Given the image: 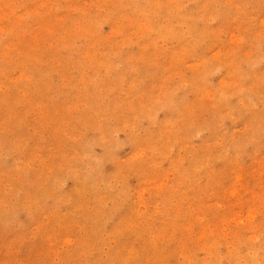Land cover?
I'll list each match as a JSON object with an SVG mask.
<instances>
[{
    "label": "rangeland",
    "instance_id": "rangeland-1",
    "mask_svg": "<svg viewBox=\"0 0 264 264\" xmlns=\"http://www.w3.org/2000/svg\"><path fill=\"white\" fill-rule=\"evenodd\" d=\"M0 264H264V0H0Z\"/></svg>",
    "mask_w": 264,
    "mask_h": 264
}]
</instances>
